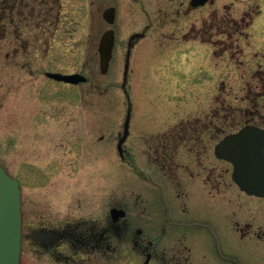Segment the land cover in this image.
<instances>
[{
	"label": "rangeland",
	"instance_id": "obj_1",
	"mask_svg": "<svg viewBox=\"0 0 264 264\" xmlns=\"http://www.w3.org/2000/svg\"><path fill=\"white\" fill-rule=\"evenodd\" d=\"M5 1L0 0L1 7ZM89 1L63 0L61 25L57 31L52 29L46 42L35 40L37 19L29 28L23 21L16 32L7 14L0 13V162L21 182L24 232L45 220L102 224L112 208H126L131 230L150 231L162 246L186 245L178 241L183 234L199 258L205 254L219 256V264H237L236 260L264 264V242H244L239 234L235 239L228 233L233 229L231 222L243 218L257 219L264 230V199L226 187L232 183V166L211 155L224 136L213 128L217 96L231 102L229 89L218 95L219 88L222 83L230 88L245 64L253 65L251 55L243 54L250 44L244 37L232 41L223 35L228 52L221 58L215 56L214 12L232 3L234 16L241 22L244 10L256 0H213L214 4L189 12V0H145L147 18L138 4L125 0L120 22L114 26L103 18L107 0H91L92 6L84 12L83 3ZM261 3L264 7V0ZM148 22H153V28L130 57L131 121L126 145L135 164L130 167L117 150L128 112L122 89L123 45ZM109 29L116 30L117 44L109 72L103 76L98 44ZM262 44L264 11L253 26L249 49ZM12 50L18 51L16 57ZM45 72L81 73L92 80L94 90L89 83L55 82ZM183 120L195 122L191 124L196 127L209 125L207 155L222 169L220 192L202 185L187 186L188 175L179 172V198L173 179L168 180L154 163L147 142ZM146 220L154 228L145 227ZM116 238L111 239L108 263L98 264H135L131 240L124 256L112 251L118 245ZM228 238L233 240L231 245ZM21 264L57 263L24 240Z\"/></svg>",
	"mask_w": 264,
	"mask_h": 264
},
{
	"label": "flooded vegetation",
	"instance_id": "obj_2",
	"mask_svg": "<svg viewBox=\"0 0 264 264\" xmlns=\"http://www.w3.org/2000/svg\"><path fill=\"white\" fill-rule=\"evenodd\" d=\"M192 1L193 0L188 1V12L189 10L197 11L207 4H214L213 0H208L204 6L195 8L192 6ZM106 2L107 8L104 12L111 8L115 10V20L113 25H110L114 26L117 20L120 22V16L125 10L126 2L125 0H107ZM131 2L138 4L140 8H142V12L146 18L150 17L145 7V0H131ZM3 4L2 7L0 6V13L4 12L3 14H7V20L10 26L14 27L16 32L20 29V25L23 21H26L24 23H26V27L29 28L34 20L37 19L38 22L36 25L37 29H39V33L36 35L35 39L37 41L42 40L46 42V40L53 35H49L52 29L57 31L59 25H61L62 10L64 7L63 0H6ZM92 4L93 2L91 0L86 3L84 2V12L88 9V6L91 7ZM263 11L264 7L261 0H256L244 10L245 16L241 18V22H238L234 16L236 12L233 10L232 3L230 6L226 4L221 10L216 9L214 12V30L218 35L215 41V45L217 46L215 56L221 58L228 52V50L223 47V39L221 38L223 35L228 37L229 40L236 37H244L247 38L250 44L247 51H243V54H245L246 57L250 54L251 60L253 61L251 67L245 64L244 70L240 71V78L233 81L230 88H226L224 83H222L219 88L218 95L221 94L223 89H229L231 102L227 103L225 99L223 101L217 96L219 106L215 108L214 111L216 120L213 128L218 134L224 135L217 144L226 136L235 134L245 127H254L264 130V44L249 49L252 43L253 26L263 15ZM17 20L18 23L16 22ZM152 28L153 22H148L142 29V32H134L125 40L126 42L123 45L125 48L123 54L124 66L135 46L146 38L147 32ZM199 30H202V28ZM113 31L115 34L114 57L117 36L116 30L113 29ZM249 31H251V33ZM200 40L203 39L200 38ZM28 41L30 40L28 39L26 43H28ZM17 53V50H12V55L14 57H16ZM10 56L11 54H8V57ZM87 83H89L94 90V83L89 77ZM126 117L127 111L125 120ZM198 122H200V120H198ZM191 123L195 122L183 120L175 123L168 132L157 134L149 143L146 141L150 149L149 152L151 151L150 154L152 153L154 163L161 172H166L168 180L173 179L176 185V196L179 198L181 196L178 194V191L182 188V184L178 180L179 172L188 175L187 181H185V185L187 186L188 184L197 186L202 185L210 190L220 192L222 185V169L219 165L215 163L212 164L210 154L209 156L207 155V153H210L208 150L209 145L207 146L206 142L207 127H209V125L205 123L197 125L196 127V125ZM126 143L127 141L123 145V156L120 155V158L124 164L135 167V164L133 165L131 160L133 152L127 147ZM216 145L211 152L212 157L214 156L218 162H224L231 166L230 163L217 157L215 152ZM209 163H211V165ZM231 179L232 183L225 184V186L229 187V189L232 187L238 188L233 178V168ZM187 197L188 196H186V198ZM123 210L126 211V216L117 221H114L110 215L102 224L99 222H77L75 220L64 224H54L50 220H45L43 223L41 222L37 228H30L29 232H24L23 214V241L25 240L32 244V247H34L35 250L37 249L43 256L51 255L57 264H98L100 261L108 263V260H110L111 239L115 236L118 238V245L112 247V251L115 254H126V243H129L131 240L133 245L132 251L130 252L133 255L134 259L132 260L135 264H219L217 262L219 256L213 258L207 257L205 254L200 258L195 256L194 248L191 247V241L186 235L182 234V236L178 238V241H180V243H187L188 245L172 247L169 245H160V239H157L155 242L150 231H145L144 228H139L133 232L131 230V222L128 220V211L126 208ZM231 223L234 230L230 229L228 233L234 235V237L237 233L244 242H264V230L262 226L258 225L257 219L251 220L243 218ZM261 224L264 226V221H262ZM149 226L150 228H154L153 223L150 220H146L145 227L148 228ZM160 232L161 234H166L165 230ZM228 239L231 245L233 240L232 238ZM231 249L233 248H227V250ZM220 254L222 255V253ZM80 255L84 257L82 258ZM231 260V262L235 261L232 258ZM235 262L239 264V261L236 260Z\"/></svg>",
	"mask_w": 264,
	"mask_h": 264
},
{
	"label": "water",
	"instance_id": "obj_3",
	"mask_svg": "<svg viewBox=\"0 0 264 264\" xmlns=\"http://www.w3.org/2000/svg\"><path fill=\"white\" fill-rule=\"evenodd\" d=\"M208 0H193L192 6H204ZM104 19L113 24L114 8L104 12ZM115 46L114 31L107 30L99 43L100 73L107 75ZM130 66V55L125 64L122 88L129 103L124 130L119 138L117 149L123 156V145L130 133L131 103L126 90ZM46 77L70 85L87 82V78L79 73L64 75L46 73ZM218 158L233 166V177L238 187L245 193L264 198V130L245 127L236 134L225 137L215 149ZM114 221L125 217L124 210L110 211ZM23 246V210L22 188L17 178L12 177L0 163V264H21Z\"/></svg>",
	"mask_w": 264,
	"mask_h": 264
},
{
	"label": "trees",
	"instance_id": "obj_4",
	"mask_svg": "<svg viewBox=\"0 0 264 264\" xmlns=\"http://www.w3.org/2000/svg\"><path fill=\"white\" fill-rule=\"evenodd\" d=\"M4 5V4H3Z\"/></svg>",
	"mask_w": 264,
	"mask_h": 264
}]
</instances>
